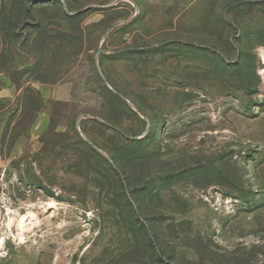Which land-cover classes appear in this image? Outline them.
Listing matches in <instances>:
<instances>
[{
    "label": "rangeland",
    "instance_id": "rangeland-1",
    "mask_svg": "<svg viewBox=\"0 0 264 264\" xmlns=\"http://www.w3.org/2000/svg\"><path fill=\"white\" fill-rule=\"evenodd\" d=\"M0 264H264V0H0Z\"/></svg>",
    "mask_w": 264,
    "mask_h": 264
}]
</instances>
